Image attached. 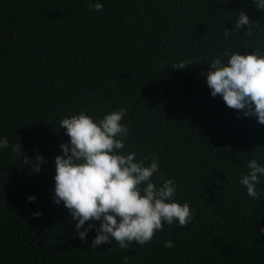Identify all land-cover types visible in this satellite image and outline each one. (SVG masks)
Instances as JSON below:
<instances>
[{
    "label": "trees",
    "instance_id": "1",
    "mask_svg": "<svg viewBox=\"0 0 264 264\" xmlns=\"http://www.w3.org/2000/svg\"><path fill=\"white\" fill-rule=\"evenodd\" d=\"M90 2L0 0V137L9 142L0 148V264H125L124 256L128 264H264V176L258 200L239 182L249 160L264 165V125L206 85L208 63L225 49L264 48V11L253 0H98L101 11ZM241 10L253 36L244 26L225 40ZM182 61L194 64L172 67ZM121 107L123 151L137 160L158 154L152 180L173 178L174 199L194 217L184 227L164 223L143 247L93 248L95 229L81 240L53 202L54 158L69 141L59 121ZM17 143L32 164L12 153ZM37 155L46 161L39 172Z\"/></svg>",
    "mask_w": 264,
    "mask_h": 264
},
{
    "label": "clouds",
    "instance_id": "2",
    "mask_svg": "<svg viewBox=\"0 0 264 264\" xmlns=\"http://www.w3.org/2000/svg\"><path fill=\"white\" fill-rule=\"evenodd\" d=\"M253 2L258 10L264 11V0ZM88 8L101 11L103 4L97 0L90 2ZM252 23L243 10L239 11L233 29H224V39L244 26H247L244 35L252 37ZM192 64L182 61L172 67L182 69ZM208 67L206 85L211 96L220 95L227 107L244 117H255L264 125V48L256 46L252 52L244 54L225 49L208 63ZM126 113L127 109L121 107L94 119L80 110L59 121L69 141L61 143L62 155L54 158L53 202L63 203L76 221L74 227L81 240L95 229L93 248L110 240L121 249H128L132 242L143 247L157 231L163 230L164 223L171 226L178 222L184 227L194 217L187 202L181 204L174 199L177 189L173 178L161 175L159 186L152 180L159 172L158 154L137 160L136 152L123 151L129 134L128 127L121 123ZM8 146V139L0 137V148ZM11 150L18 159L24 156V164H32L19 143L12 145ZM34 159V171L39 172L45 158L37 155ZM247 168V174H241L239 182L249 197L258 200L256 186L264 176V165L252 158ZM34 199L35 196L28 197L29 201ZM32 215L38 217L42 213ZM93 221H98V225ZM172 247V241L165 242V248ZM123 260L128 264L127 256Z\"/></svg>",
    "mask_w": 264,
    "mask_h": 264
}]
</instances>
